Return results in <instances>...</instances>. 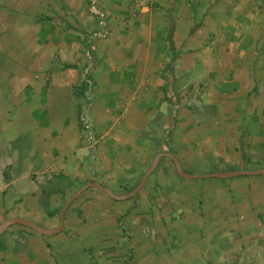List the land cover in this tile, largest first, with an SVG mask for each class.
Listing matches in <instances>:
<instances>
[{
	"label": "rangeland",
	"instance_id": "374dc122",
	"mask_svg": "<svg viewBox=\"0 0 264 264\" xmlns=\"http://www.w3.org/2000/svg\"><path fill=\"white\" fill-rule=\"evenodd\" d=\"M175 1L177 5L172 0H95L94 4L85 0L80 18L66 20L60 14L66 8L62 0H0V158L4 160L0 162V224L11 217L28 216L41 227H57L61 207L82 185L96 181L114 194L125 195L138 184L150 165L142 162L144 149L135 148L123 157L122 132H114L113 138L104 136L106 123L96 126L88 114L91 105L114 104L95 99L106 48L123 44L148 10L177 20L189 12L192 19L183 22L182 31H210L195 35L196 45L204 47L222 42L224 36L213 31H225L224 23L236 27L237 0ZM68 38L79 42L80 48L74 59L62 61L78 69V80L71 82L66 93L65 84L56 85L62 87L61 92L52 87L50 70L45 67L50 61L61 62L58 43ZM232 39L236 42L238 37ZM252 40L258 45L256 59L262 71L264 31H256ZM205 86L197 83L186 89L185 85L182 90L198 94ZM66 96L70 101L63 99ZM57 102L76 105L80 145L87 150L89 162L62 179L57 177V168L44 163L38 151L42 148L35 146L36 130L46 120L41 111ZM121 113L122 108L119 117ZM13 152L17 164L11 160ZM259 158L264 159V154ZM245 162L250 163V158ZM14 165L16 177L12 176ZM151 177L143 189L123 201L99 189H87L70 204L63 219L65 229L59 234L44 236L23 225L5 228L0 246L8 237L10 250L9 256L0 254V264H77L76 253L83 255L84 264H98L97 244L106 240L97 233L103 231L112 239L108 252H114L120 264H146V256L150 264H264V181L212 178L218 182L201 181L190 187L193 192L186 200L179 201L165 194L154 196L149 189ZM179 203L185 206L183 210H178ZM156 207L159 217L154 214ZM188 222L181 236L174 225ZM188 229L193 234L187 237ZM30 235L41 239L40 244L30 243ZM17 255L22 258L10 259Z\"/></svg>",
	"mask_w": 264,
	"mask_h": 264
},
{
	"label": "crops",
	"instance_id": "0c3cea01",
	"mask_svg": "<svg viewBox=\"0 0 264 264\" xmlns=\"http://www.w3.org/2000/svg\"><path fill=\"white\" fill-rule=\"evenodd\" d=\"M84 1L62 0L66 8L60 14H64L66 20H78L84 11ZM156 1L163 3L166 0ZM172 2L177 5V1ZM234 4H238L236 27L233 24L227 27L224 23L225 31H213L214 35L224 38L221 43L219 41L211 47L196 45L195 37L199 34L207 35L210 31H182L183 22L192 19L189 12L181 15L179 20L182 23H179V17H163L160 12L152 13L148 10L140 18V27L130 29L123 44L113 43L106 48L101 62L102 69L97 78L100 82L96 85L98 96L95 99L113 100L114 104L103 102L101 106L91 105L88 114L96 126L101 127L106 123L104 136L113 138L114 132H122L126 151L123 157L134 152L135 148H140L145 151L142 162L151 164L155 155L169 152L176 156L182 170L188 174L264 169V159L259 158L264 154V70L259 69L256 59L258 45L252 40L256 31H264V0H237ZM178 10L176 6L175 11ZM170 24L173 26L171 43L168 39ZM58 30L74 31L62 28ZM52 31L57 30L53 28ZM236 36L238 39L235 42L232 37ZM79 44L70 38L59 41L61 62L50 61L45 67L50 70L51 84L54 85L52 87L65 84V92L69 93L71 82L78 80V69L73 68V63L64 62L69 64L64 66L62 61L74 59L80 48ZM197 83L206 85L198 94L182 90L185 85L187 89L191 84ZM57 87L61 92L62 87ZM68 98L70 97L66 96L63 99ZM67 103L63 105L57 102L55 107L43 108L41 114L46 120L41 130H36L38 140L35 146L42 148V151H38L44 158V163L58 169V178L59 175L67 178L69 173L77 171V167L82 168L89 163L88 152L80 145L78 109L75 104ZM243 156L245 159L250 158L251 162H245ZM12 158L17 164L14 152ZM2 161L3 158H0V162ZM173 164L169 157L162 156L148 175L145 183L153 176L149 189L154 196L165 194L184 201L193 192L190 187L198 185L197 183L218 182L212 178L219 177H182ZM12 169L16 172L12 176L16 177L18 169L15 165ZM261 175L227 178H233L238 183H255L264 181V176ZM89 188L96 187L87 189ZM69 206L64 217L67 216ZM157 207L154 214L159 217ZM184 207L180 203L177 206L178 210H183ZM147 214L150 215L149 210ZM21 218L30 220L28 216ZM181 224L184 223H176L174 226L182 236L181 229L190 223ZM63 228L65 229L64 224ZM188 231L189 229L184 232L187 237L193 234ZM102 233H97V237L106 241L101 243L100 240L97 244V250H100L96 255L98 264H120L116 254L108 252L112 242L110 234L105 235L104 231ZM27 240L30 243L41 242V239L33 235ZM9 241L7 237L2 242L0 254L6 252L9 256ZM18 253L20 252H15V255ZM82 257V254L76 253L77 264H84L81 262ZM21 258L17 255L10 259L18 261ZM145 260L146 264H150L149 257L146 256Z\"/></svg>",
	"mask_w": 264,
	"mask_h": 264
},
{
	"label": "water",
	"instance_id": "95a60500",
	"mask_svg": "<svg viewBox=\"0 0 264 264\" xmlns=\"http://www.w3.org/2000/svg\"><path fill=\"white\" fill-rule=\"evenodd\" d=\"M162 156H167L169 157L174 165H175V169L176 172L181 175L182 177L185 178H202V177H219V178H227V177H233V176H240V175H258V174H264V169H257V170H233V171H225V172H220V173H208V174H188L185 173L182 168L181 165L178 161V159L176 158L175 155L169 153V152H160L157 155H155L154 159L152 160L149 168L147 169V171L145 172V174L142 176V178L140 179V181L138 182V184L131 189L130 191H128L125 195H116L114 194L110 189H108L107 187L101 185L98 182H89L83 186H81L80 188H78L72 195H70L68 197V199L66 200V202L63 204V206L61 207L59 214H58V223L59 225L57 227H53V228H44L39 226L38 224L34 223L33 221H30L28 219H24L21 217H12L9 218L5 221H3L0 224V233L7 228L10 225H23L25 227L31 228L33 230H35L36 232H38L41 235L44 236H50V235H54L58 232H60L63 228V217H64V213L67 209V207L70 205V203L74 200L75 197H77L82 191H84L85 189H87L88 187H96L100 190H102L103 192H105L106 194H108L112 199H116V200H125L130 198L132 195H134L135 193H137L141 187L144 185L148 175L152 172V170L154 169L158 159Z\"/></svg>",
	"mask_w": 264,
	"mask_h": 264
},
{
	"label": "trees",
	"instance_id": "16d2710c",
	"mask_svg": "<svg viewBox=\"0 0 264 264\" xmlns=\"http://www.w3.org/2000/svg\"><path fill=\"white\" fill-rule=\"evenodd\" d=\"M172 31H173V26L170 24V29H169V35H168V39H169V42L171 43V37H172ZM64 177L63 175H59V178H62ZM0 248H2V245L0 246Z\"/></svg>",
	"mask_w": 264,
	"mask_h": 264
},
{
	"label": "built area",
	"instance_id": "2783aa9c",
	"mask_svg": "<svg viewBox=\"0 0 264 264\" xmlns=\"http://www.w3.org/2000/svg\"><path fill=\"white\" fill-rule=\"evenodd\" d=\"M90 2H91L92 4H94V3H95V0H90ZM87 129H88V127H87ZM87 135H88L89 137H91V132H90V131H87Z\"/></svg>",
	"mask_w": 264,
	"mask_h": 264
}]
</instances>
